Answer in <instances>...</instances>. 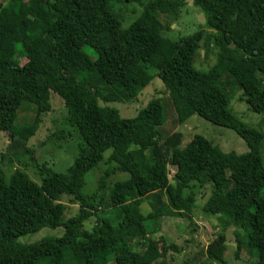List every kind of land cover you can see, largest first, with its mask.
Returning <instances> with one entry per match:
<instances>
[{
	"label": "trees",
	"instance_id": "trees-1",
	"mask_svg": "<svg viewBox=\"0 0 264 264\" xmlns=\"http://www.w3.org/2000/svg\"><path fill=\"white\" fill-rule=\"evenodd\" d=\"M3 2L0 133L17 126V112L27 103L36 111L32 124L23 127L30 129L32 137L41 117L51 111L50 95L54 93L63 101L65 123L76 130L80 142L65 173L33 160L35 180L20 169L7 176L1 167L4 156L0 157V264H154L169 250H178L163 235L153 236L158 222L172 216L187 218L192 224L195 188L209 184L211 193L202 205L203 214L223 227L232 224L237 228L236 257L245 244L255 264H264V164L260 154L264 133L230 112L222 81L224 77L232 80L249 109L264 113V0H193L204 13L205 24L176 41L164 36L158 16L177 20L185 0ZM115 4H135L142 10L123 29ZM203 37L206 54L210 45L215 47L216 61L207 71L193 65ZM84 47L93 51L95 59L83 52ZM20 53L23 63L18 60ZM154 77L168 92L177 125L197 115L233 130L248 152L225 153L199 135L181 148L180 132L160 133L161 141L146 149L130 148L138 120L121 118L106 104L135 101ZM27 141L15 137L9 148L17 151ZM172 161L178 164L172 183L163 182ZM102 162L108 167L95 191L84 193L86 174ZM118 173L127 179L108 184ZM64 199L78 206L76 215L67 219ZM144 202L151 209L146 216L140 212ZM103 208L112 210L114 218L101 216ZM91 218L94 224L85 230L84 223ZM150 219L157 222L155 226H146ZM60 227L63 235L58 238L20 240L44 228ZM225 249L221 244L209 259L226 264Z\"/></svg>",
	"mask_w": 264,
	"mask_h": 264
},
{
	"label": "rangeland",
	"instance_id": "rangeland-1",
	"mask_svg": "<svg viewBox=\"0 0 264 264\" xmlns=\"http://www.w3.org/2000/svg\"><path fill=\"white\" fill-rule=\"evenodd\" d=\"M3 4V0H0V6ZM114 9L122 17L121 27L125 29L140 15L142 7L135 4H115ZM158 17L165 27L164 36L174 41L202 29L205 24L204 13L194 6L193 0H185V5L181 9L177 20L163 15ZM209 49L207 54L203 50L200 55L195 57L193 65L197 70L207 71L215 64L214 45H210ZM25 52L27 53L28 49ZM83 52L92 59L96 57L89 47H84ZM23 57L20 53L18 56L20 63L24 62ZM222 81L224 84L223 90L229 97L228 108L230 112L243 123L264 133V113H254L249 109L243 100L242 91L238 90L237 85L232 80L224 77ZM50 102L51 111L41 117V123L32 137L29 136L30 129L23 127L32 124L36 111L33 105L27 103H23L17 112L15 121L17 126L8 133H0V157L4 156L1 167L7 176L15 169H20L35 180L36 170L33 167V160L47 164L57 173H65L72 165L77 156V146L80 140L76 130L64 121L63 101L57 95L51 93ZM161 102H163L165 117L163 124L160 115ZM153 104L154 106H152ZM155 104L158 105V108H155ZM100 105L105 104L100 102ZM106 106L116 109L121 118L138 120V129L129 139L130 148L132 149L138 147L146 149L148 146L161 141L160 133L165 136L180 132L183 135L181 148L195 135H199L218 146L225 153L234 152L240 155L248 152L245 142L233 130L213 125L197 115H192L183 125H177L175 123L176 116L170 108L168 92L157 77H154L151 83L141 91L135 101L125 103L118 100L108 103ZM15 137H22L28 141L25 143L24 148L19 146L16 148L17 151H12L9 146ZM260 154L264 164V144L260 146ZM107 155L108 153L105 154V156ZM177 165L175 161L168 164L166 177L162 178L163 182L172 183ZM107 167L102 162L86 174L84 193L92 194L95 191L96 183ZM126 179V174L118 173L109 179L108 184L112 186L114 182ZM228 187L229 185L226 186L225 190ZM195 192L197 201L196 208L190 215L192 224L187 218L172 216L163 217L158 222V232L153 236L163 235L167 243L174 244L178 250H169L163 260L160 259L154 264H219L209 259V255L221 244L226 247L223 253L226 264H255V258L250 255L245 244H243L238 257L235 256L234 232L237 231V228L234 225L223 227L217 219L203 214L202 205L211 193V185H206L202 189L195 188ZM63 203L67 206L65 219L76 215L78 206L69 204L67 199H64ZM150 211L147 202L141 204L140 212L144 216ZM99 213L101 216L110 218L115 216V213L110 209L103 208ZM156 223L151 219L145 222L148 227L155 226ZM93 224L94 220L91 218L84 223V229L91 230ZM194 225L196 226L195 230L193 229ZM62 235L63 228L61 227L56 229L44 228L38 233L28 235L20 240H23L24 243H31L47 237L58 238Z\"/></svg>",
	"mask_w": 264,
	"mask_h": 264
},
{
	"label": "water",
	"instance_id": "water-1",
	"mask_svg": "<svg viewBox=\"0 0 264 264\" xmlns=\"http://www.w3.org/2000/svg\"><path fill=\"white\" fill-rule=\"evenodd\" d=\"M199 45L201 48V52H203V47H204V37L199 41Z\"/></svg>",
	"mask_w": 264,
	"mask_h": 264
}]
</instances>
